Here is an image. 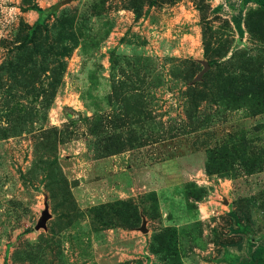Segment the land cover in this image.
<instances>
[{
    "label": "rangeland",
    "instance_id": "rangeland-1",
    "mask_svg": "<svg viewBox=\"0 0 264 264\" xmlns=\"http://www.w3.org/2000/svg\"><path fill=\"white\" fill-rule=\"evenodd\" d=\"M258 248L264 10L0 0V264H241Z\"/></svg>",
    "mask_w": 264,
    "mask_h": 264
},
{
    "label": "trees",
    "instance_id": "trees-1",
    "mask_svg": "<svg viewBox=\"0 0 264 264\" xmlns=\"http://www.w3.org/2000/svg\"><path fill=\"white\" fill-rule=\"evenodd\" d=\"M246 3L248 2H253L257 4L262 10H264V0H244ZM60 6V3L54 4L52 7L46 9V10H40L41 12V17L37 21V25L43 24L44 20V15L50 12H55L57 8ZM262 248H258L257 250H254L252 253V256L250 260L248 261H243L241 264H264V260L261 256V250Z\"/></svg>",
    "mask_w": 264,
    "mask_h": 264
},
{
    "label": "water",
    "instance_id": "water-1",
    "mask_svg": "<svg viewBox=\"0 0 264 264\" xmlns=\"http://www.w3.org/2000/svg\"><path fill=\"white\" fill-rule=\"evenodd\" d=\"M49 217H50V214H49L48 210H44L42 212L40 220L38 221V223L36 225V229H38L40 227H45L46 226V222H47Z\"/></svg>",
    "mask_w": 264,
    "mask_h": 264
}]
</instances>
